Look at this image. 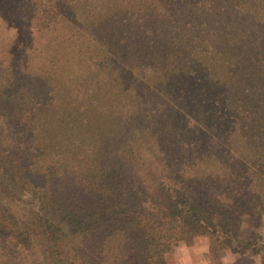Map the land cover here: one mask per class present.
I'll return each instance as SVG.
<instances>
[{"label": "trees", "instance_id": "16d2710c", "mask_svg": "<svg viewBox=\"0 0 264 264\" xmlns=\"http://www.w3.org/2000/svg\"><path fill=\"white\" fill-rule=\"evenodd\" d=\"M73 1L36 0L31 9H20L16 0H0V33L14 24L13 30L23 29L32 39L33 33L50 30L43 13L55 14V24L58 15L72 19ZM103 1L111 3L108 9L115 17L116 5L125 0ZM173 6L181 21L173 17ZM157 8V21H172L176 27L170 34L167 28L157 29V42L173 43L168 55L158 56L168 68L163 80L173 77L167 87L179 99L172 127L182 130L188 115L197 121L202 140L180 134L174 149L161 147L152 191L136 173L133 158L123 156L124 129L113 137L106 126L91 123L90 138H85L89 148L65 152L66 135L54 125L63 120L51 129L47 114L63 113L57 106L63 101L55 105L59 112L33 103V93L24 90L23 71L0 56L4 126L12 136L38 137L36 145L26 137L19 144L0 139V264H166V255L181 243L199 239L213 261L229 250L247 258L262 255L264 264L259 234L264 217V0H157ZM183 18L192 31L177 30ZM148 29L143 22L136 29L143 37L137 44L148 50L147 66L155 52L146 46L152 41ZM1 37L0 44L7 47L16 41L14 33ZM175 43L189 53L182 56ZM198 50L213 70L206 65L204 72L194 73L183 64L192 63ZM68 92L58 98L68 99ZM81 103L92 107L91 100ZM101 104L106 105L104 100ZM6 109L10 112H1ZM200 110L206 120L198 119ZM26 197L35 204L19 217L11 206ZM34 246L40 247L43 261L27 263L25 253Z\"/></svg>", "mask_w": 264, "mask_h": 264}, {"label": "rangeland", "instance_id": "374dc122", "mask_svg": "<svg viewBox=\"0 0 264 264\" xmlns=\"http://www.w3.org/2000/svg\"><path fill=\"white\" fill-rule=\"evenodd\" d=\"M34 1L36 2V0H16L20 9H31ZM73 2H76L77 5L76 9H73L74 14L71 13L73 14L72 19L64 18L56 13L58 23L55 24V14L43 13L45 22L50 25V30L33 33L32 39L23 29L18 28L21 32L13 30L15 29L14 24L11 30L2 31L0 40H2L1 36L7 37L14 33L16 41L13 40L10 47L0 44V56L6 55L11 58L13 69L18 68L23 71L22 78L27 82L24 90L33 93L35 97L33 103H39L41 108L46 106L48 111L54 107L59 112L55 105L63 101L62 104L57 105L63 113L56 116L47 114L52 125L51 129L56 126L61 131V135H66L67 140L63 142L67 147L65 152H77V150L79 152V150L84 151L89 148L88 139L90 137L87 129L91 123L96 127L104 125L105 128L106 126L108 130H112L113 137L118 134V130L124 129L122 132L125 133V139L120 143L124 147V150L121 148L123 156L126 154L127 159L133 158L137 163L136 173L145 180L148 190L152 191L157 186V163L160 160L161 147L164 150L167 147L174 149L173 143L175 142L173 141L180 138V134H186L196 142L202 140L197 133V121L188 118V115L186 117L184 114L186 121L182 130L172 127L173 118L177 117L180 110L177 106L179 99H175L178 94H171L167 87L168 82H173V77L163 80L168 68L163 67L162 64L165 63H160L161 60L158 59V56H162L163 53L168 55L172 51L170 44L173 46V43L171 41L167 43L165 40L157 42V29L167 28L168 33H171V31H176L175 24L168 20L163 23L162 20L161 22L157 21L160 19V17L157 19L159 10L157 0H125L116 5L118 9L115 17H113L114 12L108 9L111 6L108 1L74 0ZM89 7H95V9L86 12ZM172 8L173 17L181 21L180 14H178L179 16L175 14L174 6ZM23 15L26 13H22ZM121 19L124 21L122 22ZM183 19L185 22H180L177 30L192 31V24L186 23L189 19ZM140 21L149 28L146 35L149 40H152H147L149 43L146 46L150 45L155 50L154 55L149 58L151 62L148 63H152L149 66H147L148 59L146 60L145 55L148 50H141L143 46L140 47V44H137L138 40L143 39L136 30ZM175 44L182 52V56L189 53V49H186L181 43ZM123 53L129 56L128 59L122 57ZM164 58L168 60V57ZM25 64L27 66L24 67ZM183 64L192 66L194 73L195 70L204 72L206 65L210 67V70H213L210 60L201 50H198L196 59L192 63H187L184 60ZM1 69L3 70L4 67ZM181 71H184V68ZM49 77H52L50 82ZM67 92L70 94L68 99L60 100L58 98ZM53 99L55 101H52ZM189 99L193 100V98ZM84 100L86 103L91 100L92 107L90 109L79 106ZM101 100H104L106 105H102ZM66 104L73 109H68L65 112L63 108ZM192 111L196 110L192 109ZM202 111L200 110L198 115L200 121L206 120L208 117ZM1 112L10 111L6 109ZM59 118L63 120V123ZM69 120H71V124H67ZM5 121L6 118L0 114V131L1 129L6 131L0 134V139L18 144L26 142L24 139L26 133L12 136L9 132L11 130L4 126ZM54 122L60 124L57 126ZM45 125L43 127H48L47 124ZM35 127L39 128V126ZM20 128L19 130H22ZM45 131L47 130L45 129ZM87 136L88 139H85ZM26 138H29V144H37L36 133H33L32 137L27 136ZM180 145L185 147L183 143ZM174 152L178 153L177 150ZM34 204L35 201L26 197L24 201L13 204L11 209L19 217H24ZM259 234L264 241V217L260 222ZM205 248L208 249L202 239L192 245L181 243L173 252L166 255V264H178L179 255L185 249L191 252ZM230 252L229 250L223 251L219 258L213 262L222 264L232 261L233 253ZM250 258L252 260L250 264H262L263 262L262 255L247 258L238 254L232 264L235 262L247 264V260ZM25 261L27 263L43 261L40 247L34 246L27 251Z\"/></svg>", "mask_w": 264, "mask_h": 264}, {"label": "crops", "instance_id": "0c3cea01", "mask_svg": "<svg viewBox=\"0 0 264 264\" xmlns=\"http://www.w3.org/2000/svg\"><path fill=\"white\" fill-rule=\"evenodd\" d=\"M208 249L191 251L186 250L179 255V263L178 264H215L213 260H211L207 256ZM233 253V252H230ZM234 254V255H233ZM232 254V261L230 260L228 263L224 262L222 264H232L238 257L237 253Z\"/></svg>", "mask_w": 264, "mask_h": 264}]
</instances>
